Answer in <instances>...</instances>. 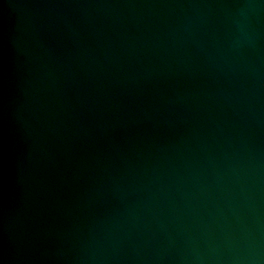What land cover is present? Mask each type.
Segmentation results:
<instances>
[{"label": "water", "instance_id": "water-1", "mask_svg": "<svg viewBox=\"0 0 264 264\" xmlns=\"http://www.w3.org/2000/svg\"><path fill=\"white\" fill-rule=\"evenodd\" d=\"M0 264H264V0H0Z\"/></svg>", "mask_w": 264, "mask_h": 264}]
</instances>
